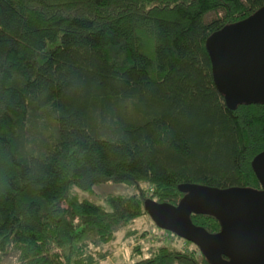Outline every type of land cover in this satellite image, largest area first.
<instances>
[{
    "label": "trees",
    "instance_id": "obj_1",
    "mask_svg": "<svg viewBox=\"0 0 264 264\" xmlns=\"http://www.w3.org/2000/svg\"><path fill=\"white\" fill-rule=\"evenodd\" d=\"M263 7L0 0V264H101L147 201L177 206L185 185L261 190L264 104L228 105L206 43ZM104 185L132 194L104 196L110 211L79 196ZM172 236L180 246L137 245L130 264H211Z\"/></svg>",
    "mask_w": 264,
    "mask_h": 264
},
{
    "label": "water",
    "instance_id": "obj_2",
    "mask_svg": "<svg viewBox=\"0 0 264 264\" xmlns=\"http://www.w3.org/2000/svg\"><path fill=\"white\" fill-rule=\"evenodd\" d=\"M206 47L216 88L230 107L264 104V7L213 34ZM253 166L261 190L185 185L177 206L147 201L145 211L159 229L194 244L211 264H264V155ZM193 215L216 218L221 231L197 227Z\"/></svg>",
    "mask_w": 264,
    "mask_h": 264
},
{
    "label": "rangeland",
    "instance_id": "obj_3",
    "mask_svg": "<svg viewBox=\"0 0 264 264\" xmlns=\"http://www.w3.org/2000/svg\"><path fill=\"white\" fill-rule=\"evenodd\" d=\"M94 191V195L89 196L79 194V196L81 199L83 197L92 203L103 206L109 211L111 208L108 204L103 202L104 196H129L132 194V191L122 185H104L95 188ZM130 233L133 235H130ZM143 235H145V237H141ZM171 238H173L172 234L159 229L149 216L142 217L135 220L127 231L120 233L115 244L104 247V250L109 251L111 255L101 264H130L135 261V259L131 258V251L135 246L140 245L144 251V255H146L151 245L156 247L161 243H168ZM85 239L88 241L93 240L95 239V235L92 232H88ZM171 242L176 246H180L181 243L179 242V244H177L173 239ZM139 258L140 257L136 259L139 260ZM11 261H13V256H10L7 259V263H10ZM15 261L16 259L14 262Z\"/></svg>",
    "mask_w": 264,
    "mask_h": 264
}]
</instances>
